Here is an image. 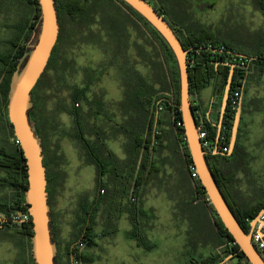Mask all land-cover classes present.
Segmentation results:
<instances>
[{"label":"trees","instance_id":"trees-1","mask_svg":"<svg viewBox=\"0 0 264 264\" xmlns=\"http://www.w3.org/2000/svg\"><path fill=\"white\" fill-rule=\"evenodd\" d=\"M116 1L128 10L131 16L135 17V20L137 19V23L132 21L130 16L124 14L112 0H54L59 20L58 40L44 73L31 93L32 109L30 117L41 139L43 166L46 169V191L50 197V204L51 198L55 197L57 192L64 186L66 174L61 169L64 159L60 153V147L57 143H51L52 135L55 134L58 125L46 112V90L54 88L56 86L55 82L58 85L62 82V73L66 71L67 65L63 63V55L59 53V46L72 35L74 37L77 31L80 32L85 28L88 29L89 26L98 22L100 29H102L103 34L108 39L105 44L107 47L111 45L110 51L113 57L116 58L115 60L119 58L126 60V64L123 67H119L120 70L126 69V76L122 79V84H120L122 98L116 105L121 108L122 114L127 116L125 124L131 125L136 120H144V129L146 131L144 142L137 144L135 142L131 149L127 148L129 157L135 155L136 152L143 153L142 162L132 189L128 191L106 189L102 185H97V194L91 201L86 196H81L75 210L76 221L72 226L70 239L63 248L60 247L54 231L52 206L51 232L57 249L55 264H71V256H73L78 264L93 262L92 256L86 252V249L94 247L96 245L95 239L103 236V234H95V228L98 225L96 217L100 209L102 210V214L105 212L110 214L112 213L111 211L118 213L125 210L129 215V221L132 226V229L128 232L129 239L146 251H150L154 247L146 233V230L151 229V226L147 212L141 208V204L139 203L141 202V195L140 193L138 194V190L146 184L150 174V170L146 164L144 165V162L150 156L148 152H151L150 150L152 149L149 150L148 146L152 143V136L156 130L155 124L157 123V128L160 125V114L162 112H166L165 115H168L170 119V130L164 134L163 138L169 142L170 149L179 155L180 167L177 169L180 174V185L184 186L186 190L189 188L192 196L190 206L186 202L185 209L189 211L192 218H199L200 226L203 221L207 223L212 235L209 242L217 250L216 254L201 258L199 261L191 259L190 264H219L230 255H232L231 260L236 261L235 264H248L232 236L227 232L216 215L199 180L193 179L189 172L188 167L193 163L189 156L181 122V114L178 109L179 80L172 52L159 34L141 16L123 1ZM164 1H166V10L164 12L170 14L173 19L172 22L167 23L175 32L183 49L188 51L189 58L193 62L188 67L190 95L198 97L199 91L207 86L211 80L218 77L217 96L219 100L216 107L219 110L220 99L222 98L229 73L228 67L216 65L220 61L232 62L236 59L233 62L237 64V67L234 70L230 97L235 87L244 89V80L247 75L246 68H248V71L256 68L258 71L257 76H261L264 73V63L255 59L249 60V57L260 58L264 57V54H249L238 49L233 44L234 37L229 31L226 30L224 32L221 28L222 31L216 27L215 29L210 26L201 25L188 18L184 15L188 12V6L185 2L181 0ZM169 1H172V3ZM25 2L29 8V16L24 17V26L9 41L10 49L8 52L0 55V173L2 174L0 176V193L1 191L4 192V196H0V215L6 222L20 229L22 235L26 238V245L31 253L30 239L32 227L24 200V192L27 189L26 164L7 115L10 79L16 71L20 59H24L26 56L27 44L35 33L39 21L38 1L25 0ZM156 12L161 16L164 13ZM131 22L132 24H130ZM131 26L134 29H130ZM134 31L135 39L132 40L131 34ZM148 47L149 50L147 49ZM220 50L223 51L220 52ZM128 51L133 52L135 61L131 62L130 56L127 57ZM235 53L244 54L248 57L245 60L238 59L234 57L233 54ZM142 63L147 68L146 75H143L135 67ZM242 64H244V67L241 66ZM257 66L260 68H257ZM85 72L87 81L81 87L78 85H64L65 88H68L69 94L60 101V106L72 118L74 134L70 138L81 144L86 157L85 164L95 165L97 170L96 181L98 182L99 178L107 170L109 165L107 162H117L108 150V158L103 157V153L106 151V147L101 139L104 136L103 132L94 134L95 123L102 120V117L106 115L107 109L111 105L101 98L89 100L88 92L90 86L93 84L92 77L94 72L90 69H85ZM53 85L54 87H52ZM60 89L61 87L58 86V90ZM230 97L226 109V114L230 115V118L224 123L228 128L229 138L232 128V116L234 114L229 108ZM82 102L88 107L86 115L80 109ZM92 104L95 106L93 107ZM129 112L137 115L136 120H134V116L129 114ZM196 124L197 126L203 124L204 129L207 131V140L214 145L216 128L213 124H205L201 114L199 117H196ZM85 135H87V139ZM93 135L96 137V148H94L93 143L90 144L89 142V137ZM129 136H132V134ZM157 139L158 137L156 136L155 143ZM238 140L239 135H237V142ZM51 145L54 146L52 147ZM160 149L162 150L163 147H160ZM155 151L156 149H153V152ZM236 151L237 148L235 146L234 153ZM206 159L216 184L229 208L244 232L248 233L250 231L249 221L255 218L264 208V203L254 207L253 210L243 209L240 212L234 209L223 190L225 185H229V188L235 190L234 185L236 180L234 174L225 173L220 169L217 170L210 163L212 160H218L219 163H227L230 160L226 157L214 156L212 154H209ZM113 169L115 170V167ZM113 177H116V175ZM124 197L126 203L123 205L121 199H124ZM50 204L48 198V205L50 206ZM15 213L25 215L28 219L22 223L14 222L13 216ZM79 243H83L84 247L82 249L78 247ZM232 243L235 244L231 245ZM262 259L264 260V256ZM31 264H34L33 259L31 260Z\"/></svg>","mask_w":264,"mask_h":264},{"label":"rangeland","instance_id":"rangeland-1","mask_svg":"<svg viewBox=\"0 0 264 264\" xmlns=\"http://www.w3.org/2000/svg\"><path fill=\"white\" fill-rule=\"evenodd\" d=\"M181 1L188 6V14H184L188 18L201 25L216 27L224 32L229 31L234 37L233 44L238 49L249 54L253 53L252 50L248 51L247 43L249 39L258 37L260 34L257 30L258 25L264 20L261 14L254 12L251 8L250 0ZM204 1H212L213 8L205 12L200 10L199 5ZM169 2L172 3V1ZM28 16L29 8L25 0H0V55L8 52L9 41L22 29L24 17ZM75 34L59 46V53L63 55V63L67 65L66 71L62 73V80L60 79L62 82L59 85L55 82L56 86H52L54 88L46 90V112L58 125L55 134L52 135L51 143H57L60 147V153L64 159L61 169L66 174L64 186L53 198V226L61 248L70 239L72 226L76 221L75 210L80 197L86 196L91 201L97 194L96 167L85 164L86 157L81 144L70 138L74 134L72 118L60 106V101L69 94L68 88L64 85L81 87L87 81L85 69L93 71V84L89 88L88 98L90 101L101 98L109 103L111 106L106 113L111 121L115 120L114 109L122 98L120 72L117 68L120 58L115 60L116 58L110 51L111 45L106 46L105 42L108 39L100 29L99 23L95 22L88 29L77 31ZM131 37L132 40L135 39L134 33ZM147 49L149 50V47ZM127 56H130L131 62L135 61L132 51H128ZM135 67L146 75L147 68L143 66V63ZM254 72H257L256 68L251 70V75ZM256 77L250 76L246 85L249 96L256 94L260 97L259 106L263 109L253 117L254 151L252 155L256 156V161L251 168L254 172L255 184H264V75ZM58 86L61 87L60 90ZM92 106L95 105L92 104ZM80 109L86 115L88 107L84 102L81 103ZM85 138L87 139V135ZM117 146L116 143H109L111 149L117 150ZM171 156L173 165L176 167L175 182L178 185L180 184V174L177 169L180 167L179 155L172 154ZM102 185L106 186L105 183ZM174 194V179L170 176L168 180L159 181L152 192V197L148 199L156 209V220L150 224L152 229L146 232L150 242L154 245L150 251L136 246L135 242L129 239L128 232L132 227L125 210L102 214L100 209L96 217L98 225L95 228V234H103V236L95 239L94 247L86 249V252L93 258V262L87 264H190L191 259L199 261L201 258L216 254L217 250L209 242L212 235L207 223L202 222L201 227L205 233L200 232L199 218L190 220L182 212L185 210L188 213V210L179 205L180 200L172 198ZM0 196L3 197L4 192L1 191ZM121 201L124 205L125 197ZM175 201L177 204H174ZM7 246L0 244V261L6 260L7 255L1 252V249L4 250ZM235 262L229 259L225 264H235Z\"/></svg>","mask_w":264,"mask_h":264},{"label":"water","instance_id":"water-1","mask_svg":"<svg viewBox=\"0 0 264 264\" xmlns=\"http://www.w3.org/2000/svg\"><path fill=\"white\" fill-rule=\"evenodd\" d=\"M39 5V21L35 34L27 44V54L20 59L16 71L12 74L9 84L7 115L25 159L27 171V189L24 192V200L30 217L32 236L31 255L34 264H55L56 244L51 232V210L48 205V193L46 191V169L43 166V153L41 139L30 117L32 109L31 93L38 80L44 73L52 51L57 43L59 35V20L54 0H37ZM133 11L141 16L164 40L172 52L178 71L179 80V105L181 122L184 130L185 141L189 156L195 166L198 180L204 189L206 196L212 205L216 215L221 220L224 228L232 236L248 264H264V260L251 243V232L259 226H264L261 216L264 208L258 215L249 221L250 231L244 232L236 220L234 214L224 199L214 176L207 163L209 154L230 158L237 142L241 106H239L230 132L229 151L222 154L218 150V136L226 112L231 85L236 64L231 62H217L216 65L229 68L228 77L223 90L219 121L213 126L216 128V138L212 153L206 152L198 138L196 118L190 103V84L186 56L175 32L145 0H121ZM212 8V4H204L200 10ZM216 51V50H214ZM246 59V56L236 55ZM253 58H249L252 60ZM261 234H263L261 232ZM232 255L225 258L219 264H225ZM73 256L70 258L71 264Z\"/></svg>","mask_w":264,"mask_h":264},{"label":"crops","instance_id":"crops-1","mask_svg":"<svg viewBox=\"0 0 264 264\" xmlns=\"http://www.w3.org/2000/svg\"><path fill=\"white\" fill-rule=\"evenodd\" d=\"M253 80H255L254 77ZM218 85V78L211 80L209 84L202 88L198 93L199 111L205 124L210 125L216 123V106L218 105L219 100L217 96ZM114 110L115 112L113 113V116L115 120L111 121L108 119L106 113V115L102 117V120L95 123L94 134L101 132L104 134V136L101 138L102 143L106 147L103 157L108 158V150L112 157L117 160L115 163L107 162L109 164H107V170H105L104 175L99 178L98 182L96 181V184L102 185V183H105L106 186H102L106 189H119L128 191L132 189V185L142 162L143 153L136 152L135 155H133L136 158L133 156L129 157L130 155L127 153V148L131 149L135 142L136 144L139 142H144V139L146 138V131L144 129V120L137 121V115H134L135 113L133 114L132 112H129V114L134 116V120H136L134 123L129 125L125 124V121H127V116L122 114V110L118 105H116ZM165 114L166 112H162L160 114V125L158 128L157 123L155 124L156 130L152 136V143L148 146V149L152 150H150L151 152H148L150 156L147 155V161L145 160L146 162H144V165L146 164L148 166L150 174L146 184L138 190V194L140 193L141 195V202L139 203L141 204V208L147 212L150 224L156 220V209L148 199L152 197V192L155 190V187L158 185L160 180H168L170 176H173L175 194L172 198H178L177 200H180V206L186 208V206H184L186 202L190 206L192 198L189 188L186 190L184 186L182 187L179 183L177 185L175 182L176 167L173 165L171 155L176 153L174 150L170 149L169 142L163 138L164 134L170 130V119L168 115ZM130 134H132V136H129ZM156 136L158 139L155 143ZM89 142L90 144H94V148L97 147L96 137L94 135L89 137ZM109 143H116L118 145L117 150L111 149L109 147ZM160 147H163V149L161 150ZM153 149H156V151L153 152ZM166 160L167 162H165ZM114 167L115 170L113 169ZM114 175H116L117 178L113 177ZM257 188L261 191V193H256V190H258ZM238 189L240 192L236 196L232 191H227L230 203L237 211H241L242 209H252L264 203V184H255L251 189L245 185H242L239 186ZM174 204H177V202L175 201ZM182 212L185 213V215H187L190 220L192 219L189 211L187 213L185 210H182ZM127 219L129 221V215ZM150 226L152 229V225ZM199 229L201 230L200 232L205 233V230L201 226H199ZM0 244L8 245L7 248H5L6 250L1 249V252H5L7 257L5 258L6 260H1L0 264H31L32 255L28 246L26 245V238L22 235L19 228H16L13 224L6 222V220L1 215Z\"/></svg>","mask_w":264,"mask_h":264},{"label":"flooded vegetation","instance_id":"flooded-vegetation-1","mask_svg":"<svg viewBox=\"0 0 264 264\" xmlns=\"http://www.w3.org/2000/svg\"><path fill=\"white\" fill-rule=\"evenodd\" d=\"M145 1L148 2V4L155 11L164 12V10H166V8H165L166 7V1H164V0H145ZM112 2L114 4H116L122 10V12L124 14H127L128 16H130V19L132 21H135V22L137 21V19L135 20V17L131 16L129 11L123 5L119 4L116 0H112ZM250 2H252L253 6L251 5V8L254 10V12H258L259 14H261L262 17H263V20H264V0H250ZM204 4H212V8L214 6L212 1H204V2L200 3L201 6L199 5V7L201 8ZM212 8H205L202 11L205 12L207 10H211ZM162 16L166 20V22H172V20H173L172 17L170 16V14H168V13L164 12ZM130 24H132V22ZM258 26L259 27H258L257 30L260 31V34L258 35V37L251 38V39L248 40V43H247V46L249 47L248 51L252 50L254 54H258V53L264 54V21L261 22L260 25H258ZM130 29H134V27L131 26ZM132 33L135 34V31L132 32ZM222 51L223 50H220V52H222ZM188 55H189V53L187 54V56ZM233 55H234L235 58H238V59H242V58H239L236 55L246 56L244 54H237V53H235ZM246 57H248V56H246ZM249 58H253L255 60H258L259 62L264 63V57H260V58L249 57ZM235 60L236 59H234L232 62L231 61L230 62L233 63V62H235ZM242 60H245V59H242ZM111 63H113L112 60H111ZM125 64H126V60H123V59L120 58L119 63L117 64V68L123 67V65H125ZM241 66L244 67V64H242ZM257 68H260V67L257 66ZM251 70H254V69H250L248 71V68H246L247 75H246V79L244 80V83H245L244 84V89L240 88L241 89V99H240L238 107L235 109L234 114L232 116V125H233L236 112H237L239 106H241V117H240L239 130H238L239 140H238V142H236L237 151H236V153H234V151H235V149H234L232 156L230 158H227V159L230 160L227 163H225V162L219 163L218 160L210 161L211 166L213 168H216L217 170L220 169V170L224 171L225 173H227V172L233 173L234 176H235L236 183L234 185V188H235L236 191L231 189V188H229L228 187L229 185H225L223 187V190H224V192L226 194V197H227L229 202H230V199H229L227 191H232L234 193V195L236 196L240 192L239 189H238L239 186L245 185L249 189H251L253 187V185H255L254 172H253V170L251 168V165L256 161V156L254 154L252 155V153L254 151V149H253L254 145H253V140H252L253 132H254V120H253V117L256 115L257 112L263 111V109H261L260 106H259L260 97H258L256 94H254L252 96H249L247 94L248 90L246 88V85H247V83L249 81V77L250 76H255L257 74V72H258V71L254 72L251 75ZM118 72H120L119 73V75H120V84H122V79L126 76V69L125 70H120L119 69ZM262 75H264V73ZM261 76H257V77H261ZM217 78H215V79H217ZM215 79H213V80H215ZM121 90H122V88H121ZM242 90H243V93H242ZM229 97H230V94H229ZM74 112L76 113V111H74ZM259 115H262V114L259 113ZM229 118H230V115H227L226 112H225V114L223 116V120H222V125ZM218 121H219V110H218V113H217V121H216V123ZM256 191H257L256 192L257 194L261 193V191L259 189L256 190ZM48 198H49V204H50L49 195H48ZM53 198H55V197L51 198V204L49 206L50 210H51V213H52V206H53V200H52ZM248 210H253V208L252 209H248Z\"/></svg>","mask_w":264,"mask_h":264},{"label":"built area","instance_id":"built-area-1","mask_svg":"<svg viewBox=\"0 0 264 264\" xmlns=\"http://www.w3.org/2000/svg\"><path fill=\"white\" fill-rule=\"evenodd\" d=\"M186 63L189 67L193 64L191 58H189V55L186 56ZM241 99V89L236 87L234 91L232 92V96L230 97V103L229 108L231 112H234L235 109L238 107L239 102ZM190 103L191 107L194 111L195 118L199 117L200 111H199V104H198V97L196 95H190ZM180 125V124H178ZM197 132H198V138L201 141L202 148L208 152L211 153L214 150V145L211 144L207 140V131L204 129L203 125L200 124L197 126ZM228 128L226 124H223L220 128L219 136H218V150L222 154H226L229 151V136H228ZM189 172L191 174V177L193 179H198V175L195 169V166L189 165ZM28 218L25 215H22L20 213H15L13 216L14 222L22 223L26 221ZM261 220L264 221V214L261 216ZM259 231L256 232V228L251 232V243L255 250L260 254V256L263 258L264 256V226H259ZM261 232L263 234H261ZM235 243H232L231 245H234ZM78 247L82 249L84 247L83 243H79ZM73 264H78L76 261L72 260Z\"/></svg>","mask_w":264,"mask_h":264}]
</instances>
